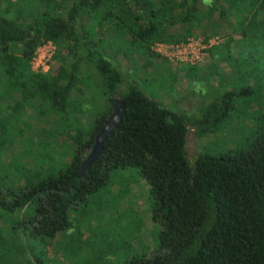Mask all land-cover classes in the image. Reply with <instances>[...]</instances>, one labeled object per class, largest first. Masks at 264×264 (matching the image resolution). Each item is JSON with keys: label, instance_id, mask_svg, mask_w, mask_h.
Returning a JSON list of instances; mask_svg holds the SVG:
<instances>
[{"label": "trees", "instance_id": "16d2710c", "mask_svg": "<svg viewBox=\"0 0 264 264\" xmlns=\"http://www.w3.org/2000/svg\"><path fill=\"white\" fill-rule=\"evenodd\" d=\"M203 20L204 42L236 33L234 54L246 80H253L241 91L257 98L264 89L255 42L264 38V0H0V112L4 100L16 98L7 117L0 113V155L10 156L13 129L33 124L27 112L46 125L27 136L26 169L13 171L0 161V182L11 184L0 185V264H83L80 232L72 233L79 228L75 215L81 206L98 207L95 198L102 199L113 171L125 168L136 169L149 185L151 217L161 229L148 257L121 264H264V116L246 149L200 155L191 163L189 134L215 133L237 93L213 99L190 123L149 99L137 83H126L114 65L118 56L128 60L131 50L136 57L160 58L155 43L186 42L193 24ZM233 21L237 32L229 29ZM47 42L56 47L58 66L35 73L30 62ZM248 61L259 69L246 76ZM90 72L100 93L85 99ZM115 100L123 104L122 121L78 178ZM94 250L84 264H110L114 248L100 242Z\"/></svg>", "mask_w": 264, "mask_h": 264}, {"label": "rangeland", "instance_id": "374dc122", "mask_svg": "<svg viewBox=\"0 0 264 264\" xmlns=\"http://www.w3.org/2000/svg\"><path fill=\"white\" fill-rule=\"evenodd\" d=\"M10 15L6 16L9 17ZM92 32L95 33V30ZM257 39L255 41L257 43L256 49L261 55L262 61H264V38L257 37ZM115 49L114 47L113 51ZM212 49L211 47L207 51V57L202 63L188 66L196 70H202L207 67H210V69H204L201 72L191 71V73H187V77H192V79H187L188 81L183 79L181 80L182 82L177 84V88L184 92L185 95L182 100L180 95L174 92L173 88L170 89L169 78L171 73L174 74L176 70L182 69L184 64L176 63L172 66L164 59L156 61L155 59L136 57L132 50L130 54L125 52L128 54V60L121 56V58H116V63L114 64L124 75L126 83H137L149 99L154 100L165 109L184 115L190 123L200 118L201 109L210 104L213 99L222 96L225 92L237 93L238 97L234 101L233 110L229 112L227 122L218 128L215 133L199 138L194 137L192 133L189 134L186 151L188 160L191 163L200 155L213 156L246 149L257 134L261 125L260 119L264 116V89L262 90L263 92H259L257 98L255 96H247L246 93L241 91L245 86L249 87L253 81L246 80L243 74L244 68L241 65V58L237 60L238 56L234 54V50H232L231 54H227L225 51L219 53L221 59L215 61L231 62L234 66L232 72V69L225 62L222 66L217 65V67L212 64L210 61ZM148 62L151 63L150 66H148ZM248 62L246 76L251 68L259 69L257 64H255L256 62ZM144 65H146V68ZM57 66L55 62L53 70ZM85 78L90 86L86 89L87 95L85 99L99 94V88L98 90L94 88L96 82L94 81L93 73H86ZM194 78H202V80L193 82ZM187 87L189 89L185 91ZM94 112L96 113V111ZM82 118L84 120L89 119L88 116ZM91 118L93 119V116ZM35 121L37 120H32V122ZM41 124L46 128L44 122L41 121ZM24 139L19 138L18 144L13 143L10 147L7 145V149L10 155L13 152L17 153L16 160H21L28 164L30 156L28 153L31 147H29L30 141L27 138L24 144H21ZM21 147L24 149L22 155L18 153ZM66 151L68 152L67 149ZM0 157L2 156L0 155ZM3 157L6 158L7 155L5 154ZM58 162L60 163L61 160H58ZM0 185L10 187V180L7 184L0 182ZM95 199L97 200L96 203L100 202L98 207L91 206L92 208L85 209V207L81 206L79 207L80 213L75 215L76 225L79 228H74L72 233L77 234L78 230L80 232L78 233L80 238H77V243L83 246L82 255L79 256L82 263L84 264L86 259L90 257V252L96 253L94 248L99 246L100 242L103 243V247L105 245L110 249L114 248V253L112 252L108 255L110 264H121L142 255L148 257L156 245L161 228L157 222L152 220L149 185L139 175L138 171L133 168L113 171L110 181L103 189L102 199L100 198V201L98 198ZM105 205L109 209L103 212L100 211L99 208H104ZM82 208L84 209L81 210Z\"/></svg>", "mask_w": 264, "mask_h": 264}, {"label": "crops", "instance_id": "0c3cea01", "mask_svg": "<svg viewBox=\"0 0 264 264\" xmlns=\"http://www.w3.org/2000/svg\"><path fill=\"white\" fill-rule=\"evenodd\" d=\"M202 11H206V9L205 8H202ZM210 12H211V14L213 16V18L211 20L215 21L216 23H219V21L217 20V16H215V12H213L212 10ZM205 24H206V22L204 20L201 23L200 22H197V23L193 24V26H192L191 29H192L194 35H191L189 38L203 40L205 37H207V35L204 32L205 31V29H204L205 28ZM232 25H233L232 26L233 28H229L230 31L231 30H234V32L235 31L237 32V30H238L237 29L238 28L237 27V24H235V22L233 21ZM192 31H191V33H192ZM213 38H218V37L214 36V37H211L210 39H213ZM237 38L238 37H237L236 33L230 34V35H228L225 38L224 37L223 38H220V39H223L224 41L223 40H220L218 38L219 39V41H218L219 43H217L215 46L212 47L213 49L211 51V56H210V61L212 62L213 65H215L217 67V65H221L222 66L224 64L225 61H223V62H217L215 60H218L219 61V59H221L219 57V53H221L222 51L227 52V54H229V53L231 54L233 52L232 51L233 50V45L236 42ZM124 47H126V46H124ZM119 57L121 58V56H118V58ZM216 58H218V59H216ZM158 59H163V58L160 57V58H157L155 60L157 61ZM169 64L172 65V66L174 65V64H172L170 62H169ZM182 66H183L182 69H178V70L175 71L176 74L175 73L174 74L171 73L172 75L170 74V78H169V82H170L169 83L170 84L169 87H170V89L173 88L174 92L177 95H180L181 100L183 99V97H185V95H184V92L180 91V89L177 88V84H179L180 82H182L181 80H183V79H185V80L192 79V77L191 78H188L187 77V73H191V71H200L201 72L204 69H210V67H207V68H203L202 70H200V69L199 70H196V69L189 68L187 65H182ZM199 80L201 81L202 78H194L193 79V82H195V81L198 82ZM189 83H190V80H189ZM187 85H189V84H187ZM188 89H189V87H187L185 89V91L188 90ZM15 102H16V98H12V97L4 100V102H2V109H1L2 111L0 113L3 116L7 117L9 115V113H10L11 107L14 106V103ZM184 107L187 108V106H185V105H184ZM20 114L22 115V117H23V115H25V113H23V112L20 113ZM24 118L25 119L29 118L30 119V122L33 123L32 124L33 126L30 124L29 127L22 128L23 126L20 125V129H18V130L17 129L16 130L13 129V131L11 132V136H13V137L16 138L15 139V142H14L15 144H18L19 138H22V139L25 138L26 139L27 136H30V133H31L30 131H31V128L32 127H35V129L36 130L38 129V131H43V128H45V127L42 126L41 122H37V121L32 122V120L35 119V116H34V114L32 112H27L26 113V117H24ZM25 139L23 140L22 143L21 142L20 143L21 144H24ZM23 147H25V146H23ZM23 147H21L18 150V153H20L21 155L24 153L23 152L24 151ZM17 156H18L17 153L16 152H13L12 155H10V156L8 155L6 158H3V157L1 158L0 157V161H5L6 160V162H9V165L8 166L11 169H13V171L15 169H23V168L26 169L27 167L25 166V162H23L21 160H16V157Z\"/></svg>", "mask_w": 264, "mask_h": 264}, {"label": "built area", "instance_id": "2783aa9c", "mask_svg": "<svg viewBox=\"0 0 264 264\" xmlns=\"http://www.w3.org/2000/svg\"><path fill=\"white\" fill-rule=\"evenodd\" d=\"M218 41V38L210 39L207 42L189 38L186 42L179 44L157 42L153 45L152 51L170 63L195 66L206 59L207 51ZM55 51L56 47L51 42L41 45L30 62L31 70L35 73L48 74L51 69L53 70Z\"/></svg>", "mask_w": 264, "mask_h": 264}, {"label": "water", "instance_id": "95a60500", "mask_svg": "<svg viewBox=\"0 0 264 264\" xmlns=\"http://www.w3.org/2000/svg\"><path fill=\"white\" fill-rule=\"evenodd\" d=\"M123 112L124 107L122 102L119 100H115L113 114L107 119V121L99 130L98 134L95 136L93 147L80 166L78 178H80L84 172L89 170L99 159L108 137L115 130L117 125L122 121Z\"/></svg>", "mask_w": 264, "mask_h": 264}, {"label": "clouds", "instance_id": "9594fccd", "mask_svg": "<svg viewBox=\"0 0 264 264\" xmlns=\"http://www.w3.org/2000/svg\"><path fill=\"white\" fill-rule=\"evenodd\" d=\"M205 2H206V3H209V2H210V0H205Z\"/></svg>", "mask_w": 264, "mask_h": 264}]
</instances>
